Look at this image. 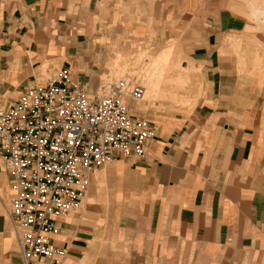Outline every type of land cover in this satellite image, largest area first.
I'll return each instance as SVG.
<instances>
[{
    "label": "crops",
    "instance_id": "0c3cea01",
    "mask_svg": "<svg viewBox=\"0 0 264 264\" xmlns=\"http://www.w3.org/2000/svg\"><path fill=\"white\" fill-rule=\"evenodd\" d=\"M100 1L0 0V106L66 66L75 81L95 88L108 46L95 19ZM236 4L256 29L252 8ZM218 17V32L187 53L194 66L201 64L195 107L149 120L154 135L145 159L117 157L90 174L82 211L59 220L51 239L64 250L57 264H264V90L244 106L242 81L220 51L226 43L220 35L230 34L236 20ZM173 43L152 55L169 47L163 70L170 73L152 80V89L145 78L150 91L131 106L133 116L144 118L137 109L154 100L191 105L198 95L197 70H175ZM113 58L106 66L113 67ZM250 62L243 70L256 72L257 57ZM10 198V177L0 171V264H22ZM37 264L51 260L40 257Z\"/></svg>",
    "mask_w": 264,
    "mask_h": 264
},
{
    "label": "built area",
    "instance_id": "2783aa9c",
    "mask_svg": "<svg viewBox=\"0 0 264 264\" xmlns=\"http://www.w3.org/2000/svg\"><path fill=\"white\" fill-rule=\"evenodd\" d=\"M143 92L131 77L99 79L88 89L66 66L0 107V171L10 177L9 218L22 264L40 257L57 264L64 256L51 239L58 221L80 207L93 171L117 157L146 158L154 130L123 101Z\"/></svg>",
    "mask_w": 264,
    "mask_h": 264
},
{
    "label": "rangeland",
    "instance_id": "374dc122",
    "mask_svg": "<svg viewBox=\"0 0 264 264\" xmlns=\"http://www.w3.org/2000/svg\"><path fill=\"white\" fill-rule=\"evenodd\" d=\"M184 1L101 0L99 3L101 14L95 19L108 35L106 40L105 37L101 38L102 42L105 40L108 43V46L105 60L101 63L98 80L105 78L116 80L130 75L145 87L149 82L151 87L152 80L160 82L164 77L168 78L170 71L165 72L163 68L167 64L169 47L161 51L157 57L152 58V55L170 42H174V57L179 61L175 63V70L181 69L184 65L197 70L198 86L194 90L198 91V95L192 97L193 103L191 105H171L161 104L158 100H154L143 108L137 109L143 112L147 120H153L162 112L187 113L195 107L203 91L201 64L194 66L189 61L187 53L192 46L217 31L218 16L221 14L231 16L233 21L236 20V26L231 28L230 34L220 35L221 42H226L222 44L220 51L230 59L228 61L230 64L235 65L236 72H232V75L242 81L243 95L247 97L244 106L249 107V98L256 96V92L264 90L262 89L264 75L257 74L264 70V0H242L252 8V16L259 21L256 29V21L237 10L239 7L236 3H240L241 0H189L188 9L185 8ZM186 20L189 23L186 24ZM246 27L249 31H245ZM234 38L239 43L236 49L231 43ZM113 56L114 71L113 67L105 64ZM254 56L258 59V70L256 72L243 70V68H250V58ZM147 96L148 92L145 93L144 98ZM123 101L129 110L132 105L136 104V101L127 98ZM80 211H82L81 207L75 212Z\"/></svg>",
    "mask_w": 264,
    "mask_h": 264
},
{
    "label": "bare ground",
    "instance_id": "6f19581e",
    "mask_svg": "<svg viewBox=\"0 0 264 264\" xmlns=\"http://www.w3.org/2000/svg\"><path fill=\"white\" fill-rule=\"evenodd\" d=\"M255 9H256V8H255ZM255 12H256V11H255ZM124 77H127V76H124ZM129 78H130V77H129ZM141 85H142V84H141ZM142 86H143V85H142ZM152 86H153V85H152ZM152 86H151V89H152ZM143 87H144V86H143ZM149 91H150V88H149ZM149 91H148V92H149ZM151 92H152V91H151ZM144 95H145V89H144V92H143L142 98L144 97ZM142 98H141V99H142ZM139 100H140V99H139Z\"/></svg>",
    "mask_w": 264,
    "mask_h": 264
}]
</instances>
